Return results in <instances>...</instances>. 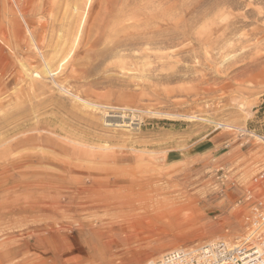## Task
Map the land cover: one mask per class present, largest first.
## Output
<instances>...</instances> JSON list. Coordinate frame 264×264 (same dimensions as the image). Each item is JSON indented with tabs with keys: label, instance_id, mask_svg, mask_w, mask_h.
<instances>
[{
	"label": "rangeland",
	"instance_id": "rangeland-1",
	"mask_svg": "<svg viewBox=\"0 0 264 264\" xmlns=\"http://www.w3.org/2000/svg\"><path fill=\"white\" fill-rule=\"evenodd\" d=\"M263 205L264 0H0V264H151Z\"/></svg>",
	"mask_w": 264,
	"mask_h": 264
},
{
	"label": "built area",
	"instance_id": "built-area-1",
	"mask_svg": "<svg viewBox=\"0 0 264 264\" xmlns=\"http://www.w3.org/2000/svg\"><path fill=\"white\" fill-rule=\"evenodd\" d=\"M255 228L235 243L224 241L192 250H175L151 264H264V205Z\"/></svg>",
	"mask_w": 264,
	"mask_h": 264
},
{
	"label": "bare ground",
	"instance_id": "bare-ground-1",
	"mask_svg": "<svg viewBox=\"0 0 264 264\" xmlns=\"http://www.w3.org/2000/svg\"><path fill=\"white\" fill-rule=\"evenodd\" d=\"M108 125H110V126H111L112 124H108ZM113 125H116V126H118L119 124H113ZM113 125H112V126H113ZM121 125H125V123H122ZM121 127H122V126H121ZM149 264H150V263H149Z\"/></svg>",
	"mask_w": 264,
	"mask_h": 264
}]
</instances>
